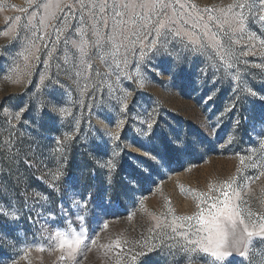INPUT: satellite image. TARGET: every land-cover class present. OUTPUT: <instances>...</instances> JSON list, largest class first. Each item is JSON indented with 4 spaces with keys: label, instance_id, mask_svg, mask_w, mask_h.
I'll list each match as a JSON object with an SVG mask.
<instances>
[{
    "label": "rangeland",
    "instance_id": "1",
    "mask_svg": "<svg viewBox=\"0 0 264 264\" xmlns=\"http://www.w3.org/2000/svg\"><path fill=\"white\" fill-rule=\"evenodd\" d=\"M46 2L0 0V264H214L182 251L170 229H150L171 221L169 207L193 215L198 194L238 167L244 206L257 223L264 215V22L246 12L243 32L220 31L224 59L152 33L144 45L159 39L164 55L145 48L141 59L136 43L117 66L107 49L82 60L54 34L29 54ZM110 160L114 170L99 166ZM58 229L85 237L75 258L60 259ZM117 238L120 248L101 247ZM227 264H264V237Z\"/></svg>",
    "mask_w": 264,
    "mask_h": 264
},
{
    "label": "snow or ice",
    "instance_id": "2",
    "mask_svg": "<svg viewBox=\"0 0 264 264\" xmlns=\"http://www.w3.org/2000/svg\"><path fill=\"white\" fill-rule=\"evenodd\" d=\"M246 12L249 17H258L264 22V0H233L225 7L204 9L199 8L193 0H47L43 4V13L37 14L39 25L27 51L29 54H32V49L38 52L40 44L47 47V43L51 41L46 42L45 37L54 34L55 43H60L63 37L66 46L71 43L79 50L82 60L89 49L95 47L107 49L105 55H110L119 66L120 63H127L126 54L130 46L136 43L142 45L141 59L146 55L145 48L154 54L164 55L161 48L166 46L159 39L154 38L150 45H144V40L155 33L157 38L165 35L178 38L185 43L186 48L190 47L194 52L205 48L217 49L221 59H224L230 57L231 53L230 49L224 48L220 31L227 26L228 32H243L246 28ZM61 15L64 17L62 21ZM35 18L34 16L33 19ZM132 37L136 39L133 40ZM249 39L254 37L250 36ZM261 43L264 44V40ZM121 55L123 60L118 59ZM27 58L26 56L25 59ZM228 66L231 67L230 64ZM249 91L253 96H258L255 91ZM124 103L126 106V98ZM23 111L22 108L16 113L17 119ZM148 127L151 129L152 124ZM244 163L245 158L241 156L240 165L243 166ZM99 166L110 171L115 169L111 160ZM240 172L241 167H238L237 175L221 181L218 187L210 183L209 193L215 191L219 195L212 197L209 193H199L198 210L191 216H175L169 207L171 221L158 219L150 232L155 229H160L161 232L170 229L172 239L179 238L177 243L182 251L210 254L214 258V264H227V259L237 252L242 257L247 256L252 238L264 237V215L257 214V223L251 210L244 206L245 202L236 183ZM191 191L195 193V190ZM56 237H59L57 247L62 252L66 251V256H60L61 260L66 257L75 258L85 240L82 234L75 231L69 235L59 229L54 234V238ZM92 243L95 244L96 240H92ZM101 247L120 248L121 241L117 238L111 244ZM152 250L148 248V252ZM148 252L133 255L131 259L135 261L137 255H147Z\"/></svg>",
    "mask_w": 264,
    "mask_h": 264
}]
</instances>
